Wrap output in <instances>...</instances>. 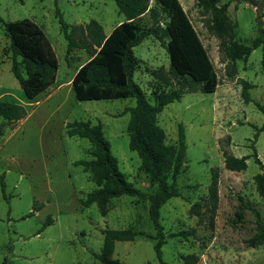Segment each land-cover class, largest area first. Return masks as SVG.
Wrapping results in <instances>:
<instances>
[{
    "label": "rangeland",
    "instance_id": "obj_1",
    "mask_svg": "<svg viewBox=\"0 0 264 264\" xmlns=\"http://www.w3.org/2000/svg\"><path fill=\"white\" fill-rule=\"evenodd\" d=\"M224 2L229 3L226 16L236 42L249 45L260 28L264 32V6L258 19L256 0H221L218 6ZM149 7L167 10L161 12L160 27L175 34L161 42L150 36L133 48L134 82L151 103L153 92L178 87L177 79L170 75L167 83L152 76L159 68L167 73L172 64L181 73L205 82L202 90L184 93L156 119L165 145H176L179 124L186 142L185 171L177 178L180 197L169 199L160 209L165 235L162 259L167 264H264V237L253 247L247 243L264 233L263 200L253 180L261 170L253 158L246 161L244 171L224 168L225 155L240 158L252 154L254 135L264 124V112L256 105L264 108L261 48L247 59L230 60L220 51V44L231 33L222 27L218 38L210 29L212 15L197 7L195 0H149ZM56 10L70 26L95 20L106 37L118 36L128 22L113 0H0L2 20L36 25L56 65L52 82L47 87L31 84L33 95L29 96L11 73L9 40L0 22V101L19 104L25 110V116L14 123L0 117V264H99L95 256L101 252L105 229L141 233L133 241H115L112 259L159 264L147 201L121 196L103 207L92 204L83 209L80 205L97 186L89 172L74 165L92 158L86 139L67 135L66 127L73 122L100 123L127 182L145 194L154 187L140 169L137 153L129 148V113L124 109L133 107L134 99L117 90H83L87 67L92 61L102 62L107 54L99 59L75 49L67 59ZM133 23L142 29L150 27L148 12ZM119 35L123 44L125 39ZM118 50L114 55L120 54ZM111 58L108 56L111 75L120 82L119 58ZM19 69L24 72L22 66ZM242 81L251 86L249 103L241 94ZM78 90L84 92L79 96ZM254 147L264 164V131ZM214 174L215 202L209 197ZM195 203L199 215L190 213Z\"/></svg>",
    "mask_w": 264,
    "mask_h": 264
},
{
    "label": "trees",
    "instance_id": "obj_2",
    "mask_svg": "<svg viewBox=\"0 0 264 264\" xmlns=\"http://www.w3.org/2000/svg\"><path fill=\"white\" fill-rule=\"evenodd\" d=\"M119 14H121L127 22L120 28L125 39L119 40L118 36L106 37L102 26L95 20L89 21L85 25L70 26L64 22L62 15L56 10V17L60 24V31L66 40V58L75 49L84 50L90 57H98L102 62L92 61L86 69V80L82 82L83 90H117L119 94H126L134 99L133 107H126L124 113H129V121L126 132L129 137V148L137 153L140 159V169L147 176L149 184L154 187V191L145 194L135 189L127 182L125 176L118 168L116 158L111 154L109 143L104 138L102 126L100 123L92 125L89 122H73L66 127V133L69 137H79L86 139L90 143L88 154L91 156L90 161L80 160L74 162V165L81 166L84 171L89 172L91 180L97 186V189L88 193L84 199L80 201L83 209L88 208L92 204L103 207L107 201L121 196L136 198L137 200H145L148 202V215L151 225L155 231L153 240V250L159 264H167L162 259V246L164 244L165 235L163 227L159 221L161 207L171 198L180 197L177 186L178 176L185 171L184 155L186 151L185 134L181 124L178 125L177 143L175 146L165 145V135L156 124L157 115L169 104L179 101L184 93H194L202 90L204 81L196 80L189 74L181 73L174 65L169 66L168 72H164L163 68L152 71V76L162 82L167 83V75L177 79V88L168 92H153L151 95L152 102L142 92L140 87L134 82L133 75L136 71V60L133 54V48L140 45L147 37H154L158 41L166 38H172L175 32L170 33L160 27L161 12L166 13L164 7H149V0H113ZM197 7L210 13L211 26L210 29L221 37V28L228 30L231 34L229 39L220 44V51H224L230 60L247 59L251 52L257 48H261L262 59L261 67L264 71V32L259 29L257 37H255L249 45L238 43L233 39V25L228 21L226 10L229 6L228 2H224L221 6L218 3L221 0H195ZM160 10V11H159ZM148 12L151 20L150 27L142 29L137 27L133 21ZM5 34L9 40L8 52L11 59V73L17 80L21 89L32 96L31 84H38L40 87H47L54 77L56 65L53 62V55L44 41L42 34L38 32V27L27 21H18L15 24L4 22ZM179 33V32H178ZM118 37V38H117ZM119 40V41H118ZM38 45L44 46L43 49ZM120 53L114 55L115 51ZM98 51V52H97ZM97 54V55H96ZM113 54L114 56L110 55ZM119 58L121 81L113 79L110 72V60ZM119 56V57H118ZM21 58V61L18 58ZM23 67V73L19 67ZM122 80H125L122 83ZM207 80H209L207 78ZM213 82V79H210ZM211 82V83H212ZM250 84L242 81L241 94L244 102L249 103L251 98L248 94ZM84 92V91H82ZM78 90V94H82ZM83 97V96H82ZM264 112V108L256 104ZM25 116L24 108L16 103L0 101V117L8 123L19 121ZM264 131L263 126L258 129L254 135L253 143L250 148L252 154L240 158L232 155L224 156V168L229 171L240 172L247 168L246 161L253 158L261 170V173L254 175L253 180L256 190L263 200L264 207V164L259 160L254 141L260 132ZM216 175H212L209 187V197L212 201L216 200ZM2 197L6 198L4 192V184L1 182ZM199 204L195 203L190 207V213L199 215ZM102 214L105 211L102 210ZM32 215V214H29ZM50 220H47L46 224ZM258 228L263 229L259 220H257ZM103 245L100 254L96 255L99 264H126L117 259L110 257L113 244L115 241H133L141 233L131 229L112 230L105 229L102 231ZM184 235V234H181ZM264 237V233L254 235L248 240V244L253 247L258 241ZM191 256L186 257V259Z\"/></svg>",
    "mask_w": 264,
    "mask_h": 264
},
{
    "label": "water",
    "instance_id": "obj_3",
    "mask_svg": "<svg viewBox=\"0 0 264 264\" xmlns=\"http://www.w3.org/2000/svg\"><path fill=\"white\" fill-rule=\"evenodd\" d=\"M256 9H257V13H258V19L260 18V14H261V9L264 6V0H256Z\"/></svg>",
    "mask_w": 264,
    "mask_h": 264
}]
</instances>
